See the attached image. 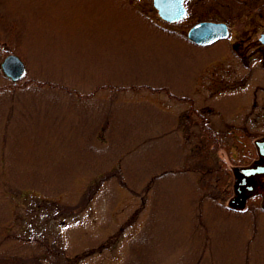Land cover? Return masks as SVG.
Here are the masks:
<instances>
[{
  "label": "rangeland",
  "instance_id": "1",
  "mask_svg": "<svg viewBox=\"0 0 264 264\" xmlns=\"http://www.w3.org/2000/svg\"><path fill=\"white\" fill-rule=\"evenodd\" d=\"M157 23L152 0H0V63L27 69L16 84L0 70V256L264 264L261 197L227 207L230 169L264 136V68Z\"/></svg>",
  "mask_w": 264,
  "mask_h": 264
},
{
  "label": "flooded vegetation",
  "instance_id": "2",
  "mask_svg": "<svg viewBox=\"0 0 264 264\" xmlns=\"http://www.w3.org/2000/svg\"><path fill=\"white\" fill-rule=\"evenodd\" d=\"M162 5L163 14L179 9L178 0H162ZM152 6L158 19L156 27L176 35L174 40L205 50L218 48L214 57L220 62L226 59L264 68V0H182L183 13L175 20L164 19L153 0ZM206 23L221 26L222 33L207 45L190 40L189 32Z\"/></svg>",
  "mask_w": 264,
  "mask_h": 264
},
{
  "label": "water",
  "instance_id": "3",
  "mask_svg": "<svg viewBox=\"0 0 264 264\" xmlns=\"http://www.w3.org/2000/svg\"><path fill=\"white\" fill-rule=\"evenodd\" d=\"M182 0H178L179 9L173 13L171 10L162 13V0H153L155 8H160V13L164 19H178L183 9L180 6ZM179 10V11H178ZM222 33L221 26L217 28L213 24H200L189 32V39L199 44H210L219 34ZM2 74L11 82L21 81L27 73L25 63L16 54L10 53L4 56L0 63ZM257 158L249 165L235 166L232 168V196L227 207L233 211H242L246 207L247 201L253 196H260V207L264 212V136L254 141Z\"/></svg>",
  "mask_w": 264,
  "mask_h": 264
},
{
  "label": "trees",
  "instance_id": "4",
  "mask_svg": "<svg viewBox=\"0 0 264 264\" xmlns=\"http://www.w3.org/2000/svg\"><path fill=\"white\" fill-rule=\"evenodd\" d=\"M14 84H16V83H14ZM134 87L135 86H133L132 89ZM143 87H147V89H149V91L151 90V92H154V93L155 92L156 93L157 92L158 93H161V92L163 93L164 92L170 99H174V100H178V101H181L182 100L178 96L173 95L171 92H169V90L166 87L155 88V87H149V86H142V87H138V88H143ZM136 89H137V87L134 88L133 90H136ZM190 106L192 108V104ZM191 111H193V109ZM196 116H197V118L199 119V122H200L199 125H198L199 128H200V132L203 134V139H205V140H203V142L206 143V144L209 143V144H207V146L213 145L214 146V149H217V148L221 147V145H220V140H221L220 133L218 131L212 129L205 122V117H203V115L196 113ZM204 143L202 145H204ZM197 157H199V156L195 154L194 155V158H197ZM247 164H249V163H247ZM228 187H229V184L227 185V188ZM203 189H205V188H203ZM253 199L254 200H258V198H255V197ZM26 257H28V256H22V255H6V256H3L2 255V256H0V264H21L22 260L25 259Z\"/></svg>",
  "mask_w": 264,
  "mask_h": 264
}]
</instances>
